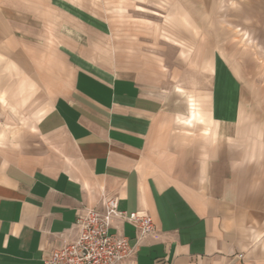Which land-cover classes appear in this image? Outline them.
<instances>
[{
	"label": "crops",
	"instance_id": "crops-1",
	"mask_svg": "<svg viewBox=\"0 0 264 264\" xmlns=\"http://www.w3.org/2000/svg\"><path fill=\"white\" fill-rule=\"evenodd\" d=\"M133 2L129 20L79 0H0V264H43L103 195L155 225L137 239L115 219L134 247L116 264H264V225L240 201L236 74L214 51L205 116L190 119L161 64L154 17L171 0Z\"/></svg>",
	"mask_w": 264,
	"mask_h": 264
},
{
	"label": "rangeland",
	"instance_id": "rangeland-1",
	"mask_svg": "<svg viewBox=\"0 0 264 264\" xmlns=\"http://www.w3.org/2000/svg\"><path fill=\"white\" fill-rule=\"evenodd\" d=\"M132 2L138 9L137 5L150 3L79 0L94 7L108 5V16H127L129 20L134 8L126 12L123 7ZM171 4L167 18L165 14L154 18L158 37L162 42L168 39V61L161 64L172 72L168 81L173 103L177 109L186 110L188 103L190 119L205 116L201 109L211 80V56L219 51L235 72L242 91V134L235 159L242 184L240 201H254L246 207L254 220L264 225V0H171ZM176 91L184 95L185 103L176 102Z\"/></svg>",
	"mask_w": 264,
	"mask_h": 264
},
{
	"label": "built area",
	"instance_id": "built-area-1",
	"mask_svg": "<svg viewBox=\"0 0 264 264\" xmlns=\"http://www.w3.org/2000/svg\"><path fill=\"white\" fill-rule=\"evenodd\" d=\"M101 202L100 207L85 208L76 215V237L51 250L43 264H116L128 259L134 247L114 227L115 219L130 223L137 239L154 233L155 225L147 212L120 211L118 199L113 196L103 195Z\"/></svg>",
	"mask_w": 264,
	"mask_h": 264
}]
</instances>
